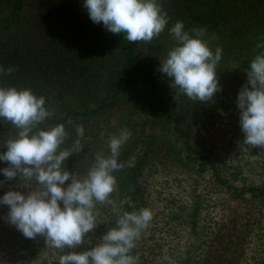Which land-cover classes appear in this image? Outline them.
<instances>
[{
    "label": "trees",
    "instance_id": "1",
    "mask_svg": "<svg viewBox=\"0 0 264 264\" xmlns=\"http://www.w3.org/2000/svg\"><path fill=\"white\" fill-rule=\"evenodd\" d=\"M175 1L177 5L172 11H178L175 13L178 20L183 21L190 34L193 28H205L207 39L213 33L219 35L209 40L213 52L217 46L222 48L218 66H232L246 73L254 56L264 51L256 47L257 43H264V24H257L255 6H248L250 10L245 9L242 14L233 10L237 2L246 0ZM35 2L0 0V31L29 23ZM176 21V18L168 21L166 35L162 32L151 43L136 44L129 43L123 33L114 35L92 25L84 33L85 38L77 40L94 63L81 65L76 71L81 84L87 85L80 89L72 79L55 80L49 86L44 78L34 83L31 91L37 97L43 96L46 108L53 113L40 127L63 124L69 133L61 149L71 148L77 125L84 128L83 137L87 141L81 137L80 140L86 145L97 135L88 128L89 120L120 99L132 104L135 124L118 158L124 168L113 173L117 179L116 190L110 196L113 203L96 204L93 213L97 226L87 234L91 243L72 251H84L99 243L124 211L150 209V192L146 189L154 186H149L151 178L158 177L166 179L153 199L157 210L130 253L139 256V264H264V148H252L242 142L238 94L214 98L212 103L193 102L160 78L157 72L160 61L175 46L168 29ZM1 61L0 66L5 68ZM100 70L107 75L98 86ZM19 84L20 79L0 75V87L17 88ZM96 92L99 95L89 105ZM6 136L0 134V144L7 140ZM100 149L99 143L96 150L84 149L70 156L65 161L66 169L77 178L85 177ZM108 149L104 145L103 150ZM3 151L6 148L0 147V152ZM5 167L8 165L0 161V168ZM0 181L4 182L0 197L8 190L27 194L40 188L34 178L8 181L0 173ZM67 183L70 181L65 186ZM220 193L223 195L217 202L216 195ZM217 203L226 205V218L221 215L215 220L211 211ZM7 213L8 206L0 205V260L5 259L2 255L5 249V255L12 258L7 246L27 251L31 256L50 249L42 236L25 238L8 223ZM240 236L251 239L255 245L253 251L258 257L252 262L243 256L244 242H240ZM51 251L61 250L51 248ZM40 260L36 264H44L48 258L42 254Z\"/></svg>",
    "mask_w": 264,
    "mask_h": 264
},
{
    "label": "clouds",
    "instance_id": "2",
    "mask_svg": "<svg viewBox=\"0 0 264 264\" xmlns=\"http://www.w3.org/2000/svg\"><path fill=\"white\" fill-rule=\"evenodd\" d=\"M82 7L94 24H102L114 35L125 34L131 44L151 43L169 21L158 0H83ZM168 32L175 46L160 61L157 70L169 78L170 87L177 88L190 100L214 102V96L222 91L217 76L222 48L217 46L213 52L206 38L207 30L193 28L190 34L183 21L177 20ZM256 47L264 49V43H257ZM14 70L0 66V75H11ZM245 71L247 80L236 98L242 142L252 148H264V51L254 56ZM52 114L45 106V98L37 97L31 89L0 87V120L18 129L16 137L0 144L6 148L0 152V161L8 165L0 168V173L8 181L34 178L40 185L38 190L27 194L8 190L0 197V205L8 206V223L25 238L42 236L48 247L61 250L58 264H139V256L130 253L153 218L147 208L124 211L99 243L84 251H72L91 243L87 234L97 226L93 213L96 204L113 203L110 196L117 186L113 173L124 168L118 158L130 131L122 129L110 137V154L96 153L87 175L77 178L66 169L65 161L81 153L83 145L76 139L71 148L61 149L69 135L64 125L40 127ZM76 133L83 137L82 125L76 126ZM3 183L0 181V186Z\"/></svg>",
    "mask_w": 264,
    "mask_h": 264
},
{
    "label": "rangeland",
    "instance_id": "3",
    "mask_svg": "<svg viewBox=\"0 0 264 264\" xmlns=\"http://www.w3.org/2000/svg\"><path fill=\"white\" fill-rule=\"evenodd\" d=\"M164 11L167 12L169 20L176 18L178 20L175 4V0H158ZM184 1H180V4ZM186 3H184L185 5ZM83 0H36L32 7V18L29 23L23 27H9L6 30L0 31V59L5 65V69L13 67L15 70L11 75L5 74L10 78L20 79L18 89L34 87L36 80L46 79L50 85L55 80L71 81L74 80L76 87L83 89L87 84H81V77L76 71L81 65H91L93 61L91 56H87L81 47V44L77 40H83L90 26L96 25L102 30L104 27L102 24H94L87 13V10L82 7ZM183 5V6H184ZM255 6L253 12H257L258 23L264 24V0H246L243 2H237L235 6H232L237 11V14L243 13L247 7ZM177 8V7H176ZM250 10V9H248ZM8 13L5 14V16ZM36 18V22H35ZM174 24L175 22H171ZM84 26L85 28H81ZM166 35V27L163 31ZM219 35L213 33L210 35L209 40L217 39ZM214 37V38H213ZM104 55V52H103ZM80 70V69H79ZM160 78L165 80L166 83L170 82L169 78L164 77L158 70ZM106 71H99V76L96 82L98 86L103 82ZM217 76L222 91L218 92L214 98H224L233 94H238L241 87L246 83L247 74L243 71L232 66H218ZM103 84V83H102ZM54 87V86H53ZM98 91V90H97ZM99 95L96 92L92 101H88L89 105L94 103L95 98ZM194 102V101H193ZM139 116V114H138ZM132 119V104L126 99H120L111 108L101 111L96 114L91 121L88 122V128L93 132H97L95 138H91L92 142L83 145V150L89 151L96 150L99 147V143L102 146V151L106 156L110 154V151H104V145L108 147V141L110 137L118 135L122 129L131 131L133 123ZM18 129L11 125L7 121L0 120V134H7V140L16 137ZM131 133V132H130ZM4 135H1V137ZM86 140V138L82 137ZM2 139V138H1ZM80 137L76 136L73 142ZM87 141V140H86ZM72 142V144H73ZM69 149V148H67ZM98 151V152H99ZM93 165V164H91ZM90 165V166H91ZM90 169V168H89ZM159 179V180H156ZM166 178H151L149 186L154 185L152 188L146 189L149 191V210L152 214L157 210V206L153 199L158 187L162 185V182ZM223 194H217V202ZM215 216V220H218L222 215L226 218L227 207L217 203L215 209L211 211ZM223 218V219H224ZM249 237L254 238L250 235ZM241 241L244 242L243 256L247 258L248 262H252L253 258L257 254L255 251V245L249 238H243L240 236ZM236 240V238H234ZM259 244L262 241L258 242ZM232 247H235L234 244ZM239 248V246H237ZM236 247V248H237ZM11 248L12 258H8L5 254L7 250H3L5 259L2 258V264H36L40 260V256L44 254L48 258L44 264H55L59 259V256L63 254L61 251H38L31 256L27 251L22 249ZM242 249V248H241ZM259 249V248H258ZM254 255V256H253ZM253 256V257H251ZM258 257V256H257ZM7 259V260H6ZM9 259V260H8Z\"/></svg>",
    "mask_w": 264,
    "mask_h": 264
}]
</instances>
